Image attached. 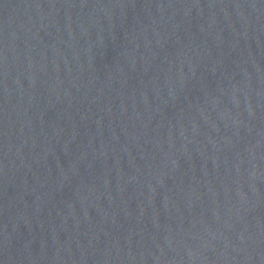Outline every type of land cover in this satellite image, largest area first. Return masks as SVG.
<instances>
[{"label":"water","instance_id":"95a60500","mask_svg":"<svg viewBox=\"0 0 264 264\" xmlns=\"http://www.w3.org/2000/svg\"><path fill=\"white\" fill-rule=\"evenodd\" d=\"M0 264H264V0H0Z\"/></svg>","mask_w":264,"mask_h":264}]
</instances>
